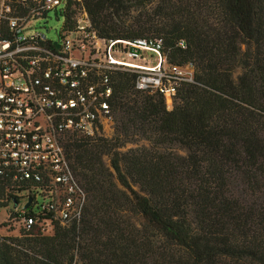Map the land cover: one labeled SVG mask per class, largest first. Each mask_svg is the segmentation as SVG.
<instances>
[{"label": "trees", "instance_id": "1", "mask_svg": "<svg viewBox=\"0 0 264 264\" xmlns=\"http://www.w3.org/2000/svg\"><path fill=\"white\" fill-rule=\"evenodd\" d=\"M79 5L100 38L160 39L169 64L194 67V83L168 110L161 94L134 90L133 74L112 77L115 138L63 142L86 194L79 221L38 212V185L0 170V209L12 207L4 222L16 232L0 233V264H264V0Z\"/></svg>", "mask_w": 264, "mask_h": 264}, {"label": "built area", "instance_id": "2", "mask_svg": "<svg viewBox=\"0 0 264 264\" xmlns=\"http://www.w3.org/2000/svg\"><path fill=\"white\" fill-rule=\"evenodd\" d=\"M80 2L0 0V170L37 184L38 212L62 224L79 221L86 200L64 138L93 136L112 123V77L133 74L135 91L171 101L179 85L194 83V67L169 64L158 38H100ZM52 12L63 22L49 39L44 24ZM33 223L23 220L27 228Z\"/></svg>", "mask_w": 264, "mask_h": 264}, {"label": "rangeland", "instance_id": "3", "mask_svg": "<svg viewBox=\"0 0 264 264\" xmlns=\"http://www.w3.org/2000/svg\"><path fill=\"white\" fill-rule=\"evenodd\" d=\"M50 20L48 21L47 24H44V22H42V24L45 25V29H49L50 31L47 33V38H55L56 37V33L55 30L57 32H60L61 28H62V22L63 19L62 17H59V19L57 20L54 16V13H50L49 15ZM165 104L168 110L172 109L173 106V100H169V99H165ZM115 117H116V112L114 111V120L112 121V123H104L101 125V127L99 128V132L98 134H96V137H100L106 140H113L115 138V132H116V122H115ZM147 145V142H140L138 145ZM136 144H127L125 145L124 148L121 149V151H126L127 149L131 148V147H135ZM103 161L106 165V167H109V170L112 171V169H110V159L109 157H107L106 155L103 156ZM15 209V207L13 208ZM9 210H12V207H8V209H4L1 208L0 209V224L3 223L4 226H0V233L3 236H8V237H14L16 235V232L8 229L6 227L5 224V215H6V211L8 212Z\"/></svg>", "mask_w": 264, "mask_h": 264}, {"label": "water", "instance_id": "4", "mask_svg": "<svg viewBox=\"0 0 264 264\" xmlns=\"http://www.w3.org/2000/svg\"><path fill=\"white\" fill-rule=\"evenodd\" d=\"M28 205H29V204H28ZM28 205H26V207H27Z\"/></svg>", "mask_w": 264, "mask_h": 264}]
</instances>
